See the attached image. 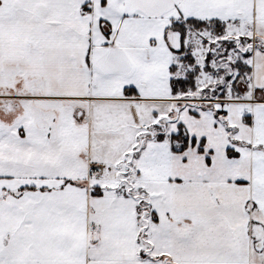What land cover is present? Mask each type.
Listing matches in <instances>:
<instances>
[{
	"label": "snow or ice",
	"instance_id": "snow-or-ice-1",
	"mask_svg": "<svg viewBox=\"0 0 264 264\" xmlns=\"http://www.w3.org/2000/svg\"><path fill=\"white\" fill-rule=\"evenodd\" d=\"M0 264H264V0H0Z\"/></svg>",
	"mask_w": 264,
	"mask_h": 264
}]
</instances>
